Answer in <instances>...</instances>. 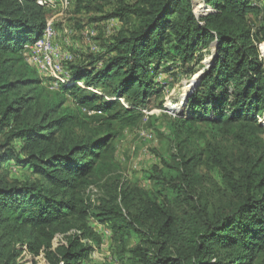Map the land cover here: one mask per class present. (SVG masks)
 <instances>
[{
	"label": "trees",
	"instance_id": "1",
	"mask_svg": "<svg viewBox=\"0 0 264 264\" xmlns=\"http://www.w3.org/2000/svg\"><path fill=\"white\" fill-rule=\"evenodd\" d=\"M261 3L80 4L87 12L109 6L97 20L114 18L122 26L101 53L68 67L70 80L51 90L23 56L25 45L41 37L49 12L34 0H0V171L13 162L31 175L9 182L0 173V264L30 257L83 264L100 246L90 217L109 226L119 264H263L264 57L258 43L264 42V22L254 28L249 22L262 12ZM172 68L187 77L202 69L167 124L173 153L159 156L162 167L145 174L150 191L128 192L116 183L114 194L92 212L81 191L97 169L114 163V123L131 125L144 110H163L164 85L157 77L174 75ZM202 126L232 139L240 157L228 162L214 151L203 161L201 152L187 155L184 143ZM208 161L220 169L230 199L214 215H174L171 205H190L192 187H185Z\"/></svg>",
	"mask_w": 264,
	"mask_h": 264
},
{
	"label": "rangeland",
	"instance_id": "2",
	"mask_svg": "<svg viewBox=\"0 0 264 264\" xmlns=\"http://www.w3.org/2000/svg\"><path fill=\"white\" fill-rule=\"evenodd\" d=\"M126 1L133 2L134 0ZM87 3H95V0H72L62 15H52V26L56 31V45L60 50L70 51L73 54V61L68 64L69 68L79 62L88 61L90 58L92 52L84 38L85 34H89L90 44L97 46L99 50H103L112 42L113 36L122 26L114 18L97 20V18L105 16V12H109V6H105L103 12H87L84 9H79L80 4ZM261 5L262 12L260 14L249 16V22L253 28L264 22V0H262ZM262 45L264 42L258 43L259 51L263 50ZM202 64L207 68L211 64V57L205 56ZM171 72L174 75L162 73L157 77V81L164 85L160 97L163 110L159 107H153L148 111L144 110L138 120L131 125L114 123L113 128L116 132L113 141L115 147L114 163L104 172L97 169L96 174L91 178L92 183L81 191L82 197L92 212L97 211V208L102 205V199L107 200L108 196L114 194L116 183H119L121 188H127L128 192L138 193L141 191L144 193L150 191L152 184L145 177V174H148L154 166L162 167L159 156L168 157L173 153V144L169 141L166 130L167 124L174 120V116L178 112H181L185 101L184 94L192 81L198 79L202 69L190 77L185 76L182 71L176 68H172ZM41 78L46 81L44 77ZM96 90L99 91V89ZM66 104L70 107L73 106L70 99ZM101 122V120L92 122L91 127L101 124ZM15 144L18 146L17 142ZM184 145V151L187 155L192 152H201L202 161L208 155V151L218 153L219 157V154L221 156L225 154L228 162L231 158L237 160L241 155V147L232 139L213 135L204 126L190 134ZM208 163V165L197 166L198 175L191 177L192 182L185 187H192V189L187 188L190 195L188 198L190 205L184 202L171 205L170 209L174 215L178 217L187 215V213L196 215V217L214 215L230 199L229 196L232 193L226 189L225 183L219 175L220 169L213 166L209 161ZM237 167L238 163H235V168ZM0 173L9 182L31 178L29 170L18 168L13 162L5 163ZM88 225L100 238V246L96 250L93 249L88 260L84 261L83 264H119L117 258L120 257V248L111 238L112 233L109 226L97 221L94 217L89 218ZM102 226L106 229L103 232L100 228ZM133 242V238L130 239L129 245H132ZM23 264H44V261L42 257H30L26 261L24 260Z\"/></svg>",
	"mask_w": 264,
	"mask_h": 264
},
{
	"label": "built area",
	"instance_id": "3",
	"mask_svg": "<svg viewBox=\"0 0 264 264\" xmlns=\"http://www.w3.org/2000/svg\"><path fill=\"white\" fill-rule=\"evenodd\" d=\"M34 1L36 5L49 12V15L45 19V26L41 37L25 45L24 61L31 68L35 69L40 77L46 79L49 89L57 90L71 78V70L68 68V64L73 61V54L70 51L60 50L56 45V31L52 26V15H62L68 9L72 0ZM84 38L89 44L92 53L97 54L101 51L97 46L90 44L89 34H85ZM260 55L264 57V50L260 51ZM78 84L83 86L82 82H78Z\"/></svg>",
	"mask_w": 264,
	"mask_h": 264
},
{
	"label": "water",
	"instance_id": "4",
	"mask_svg": "<svg viewBox=\"0 0 264 264\" xmlns=\"http://www.w3.org/2000/svg\"><path fill=\"white\" fill-rule=\"evenodd\" d=\"M211 57V56H210ZM195 79V78H194ZM193 79V80H194ZM196 80V79H195ZM194 83H195V81L193 82L192 81V83L188 86V90H187V92L184 94V100H186L188 97H187V93L190 91V89L192 88V86L194 85Z\"/></svg>",
	"mask_w": 264,
	"mask_h": 264
},
{
	"label": "clouds",
	"instance_id": "5",
	"mask_svg": "<svg viewBox=\"0 0 264 264\" xmlns=\"http://www.w3.org/2000/svg\"><path fill=\"white\" fill-rule=\"evenodd\" d=\"M179 105H181V104H179ZM100 228L102 229V232L106 230L105 228H103V226H102V227H100ZM103 229H104V230H103ZM108 231H109V230H108Z\"/></svg>",
	"mask_w": 264,
	"mask_h": 264
},
{
	"label": "bare ground",
	"instance_id": "6",
	"mask_svg": "<svg viewBox=\"0 0 264 264\" xmlns=\"http://www.w3.org/2000/svg\"><path fill=\"white\" fill-rule=\"evenodd\" d=\"M262 46H263V48H262V49L264 50V45H262Z\"/></svg>",
	"mask_w": 264,
	"mask_h": 264
}]
</instances>
